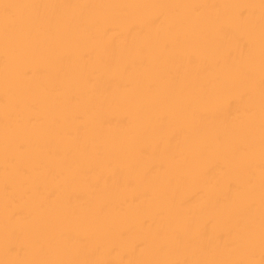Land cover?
Masks as SVG:
<instances>
[{
    "label": "bare ground",
    "instance_id": "6f19581e",
    "mask_svg": "<svg viewBox=\"0 0 264 264\" xmlns=\"http://www.w3.org/2000/svg\"><path fill=\"white\" fill-rule=\"evenodd\" d=\"M0 264H264V0H0Z\"/></svg>",
    "mask_w": 264,
    "mask_h": 264
}]
</instances>
